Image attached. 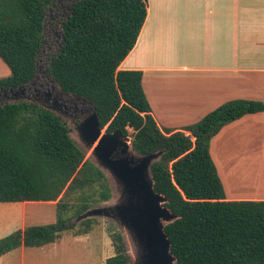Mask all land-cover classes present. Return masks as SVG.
Returning a JSON list of instances; mask_svg holds the SVG:
<instances>
[{
  "label": "trees",
  "instance_id": "16d2710c",
  "mask_svg": "<svg viewBox=\"0 0 264 264\" xmlns=\"http://www.w3.org/2000/svg\"><path fill=\"white\" fill-rule=\"evenodd\" d=\"M53 4L0 0V58L11 71L0 77V91L28 88L37 79L46 15ZM146 14V0H71L60 21L59 49L48 57L47 76L64 96L90 104L108 131L120 128L128 135L132 128L137 154L161 152L150 171L155 190L177 214L164 227L177 264H264V199H226L210 154V141L224 125L263 111L264 102L231 99L183 130H162L151 115L142 71L118 68ZM65 113L76 125L84 117L80 109ZM85 155L66 122L50 109L34 100L0 102V202L57 200L55 221L1 237L0 256L20 246L53 243L76 226L75 234L91 229L93 219H71L108 200L111 192L104 172ZM94 185L100 187L98 198L63 199ZM110 238L114 253L105 264H128L121 233L110 230Z\"/></svg>",
  "mask_w": 264,
  "mask_h": 264
},
{
  "label": "crops",
  "instance_id": "0c3cea01",
  "mask_svg": "<svg viewBox=\"0 0 264 264\" xmlns=\"http://www.w3.org/2000/svg\"><path fill=\"white\" fill-rule=\"evenodd\" d=\"M118 68L142 71L162 130H183L231 99L264 102V0H153ZM251 126L262 132L264 157V110L224 125L210 141L226 199H264V163L253 169L249 151L221 152L224 138L250 134Z\"/></svg>",
  "mask_w": 264,
  "mask_h": 264
},
{
  "label": "rangeland",
  "instance_id": "374dc122",
  "mask_svg": "<svg viewBox=\"0 0 264 264\" xmlns=\"http://www.w3.org/2000/svg\"><path fill=\"white\" fill-rule=\"evenodd\" d=\"M71 0H54L53 7L47 11L44 30V42L40 51L38 67L41 72L39 82L35 88H41L43 91L49 92L51 98L49 101L37 98L33 93L25 89V93L19 92L13 94L8 90L0 91V102L18 101V100H34L44 107L58 114L68 125L69 133L75 140L77 145L85 152V157L99 167L107 177L110 185V198L98 202L95 206L112 205L120 198V187L116 183L113 176L107 169L101 167L92 154V149H85L83 141L80 139L76 129V123L71 119L69 113L51 106L53 99L63 102L72 110L74 106L78 109H83V113L91 112L90 104L83 101L82 98L66 97L61 94V89L58 84L47 76V62L51 53L56 52L60 46V21L68 14V5ZM149 6L153 0H146ZM38 69V70H39ZM11 74L8 65L0 58V77H5ZM44 74V76H42ZM167 72H161L160 75H166ZM32 89V86L30 87ZM34 90V88L32 89ZM59 98H58V97ZM61 96V97H60ZM61 98V99H60ZM68 99V101H66ZM70 110V111H71ZM201 118H199L200 120ZM198 121V120H197ZM195 121V122H197ZM194 122V123H195ZM106 126L102 131H105ZM132 128L128 127V135L132 138ZM262 132L258 130V126H251V133L240 134L237 136H229L221 141V152L223 156H227L238 150L251 154V168H259L258 166L264 163V157L257 153H261ZM234 151V152H233ZM238 152V153H241ZM234 157V156H233ZM238 158H234L236 160ZM248 159H246L247 161ZM243 161V160H242ZM231 162V161H230ZM241 163V161H239ZM252 187V186H251ZM98 185L87 187L83 190H77L63 197L66 201H78L81 195H88L93 198H98ZM56 202L54 201H22V202H0V238L11 233L12 231L23 228L31 224H45L55 221L56 219ZM89 207V208H92ZM72 215V211L67 212V216ZM73 217L71 221L79 223ZM94 220L91 229L77 237L75 229L64 230L57 244H46L39 247H18L0 256V264H105L106 257L114 253L111 244L110 230H116L121 233L126 248L129 254L128 264H133L137 256V246L129 231L123 227L118 221L105 216L89 217Z\"/></svg>",
  "mask_w": 264,
  "mask_h": 264
},
{
  "label": "water",
  "instance_id": "95a60500",
  "mask_svg": "<svg viewBox=\"0 0 264 264\" xmlns=\"http://www.w3.org/2000/svg\"><path fill=\"white\" fill-rule=\"evenodd\" d=\"M25 89L20 86L2 91L18 94ZM90 110L77 124V132L85 149H92L98 164L110 172L121 193L116 203L89 208L75 220L105 216L118 221L129 231L137 246L133 264H177L164 228L177 214L166 205L165 195L155 190L150 171L151 163L161 152L137 154L129 135L120 128L102 131L95 109L90 107Z\"/></svg>",
  "mask_w": 264,
  "mask_h": 264
},
{
  "label": "flooded vegetation",
  "instance_id": "af4514ba",
  "mask_svg": "<svg viewBox=\"0 0 264 264\" xmlns=\"http://www.w3.org/2000/svg\"><path fill=\"white\" fill-rule=\"evenodd\" d=\"M38 71L41 72L40 69H39ZM42 76H44V74H43ZM40 78H41V76L38 75V76H37V79L31 82L32 89L34 88V90H32L30 87H28V88H26V89H27L28 92H30V93H33V92H34V95H35L36 97L42 98L43 100H46V101H49V99L51 98V95H50L49 92L43 91L41 88H37V87L35 88V86H36L37 84H39V85L41 84V82H39ZM22 93H25V91L22 92ZM57 97H58V96H57ZM58 98H59V97H58ZM60 99H61V98H60ZM66 101H68V99H67ZM51 106L54 107V108L60 109V110H64V112H69V111L71 110L70 107H68V106H67L66 104H64L63 102H59V101L57 100V98H56V99H53V101H52V103H51ZM75 109H78V108H77L76 106H74V108H73L72 110H75Z\"/></svg>",
  "mask_w": 264,
  "mask_h": 264
}]
</instances>
